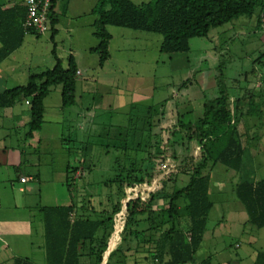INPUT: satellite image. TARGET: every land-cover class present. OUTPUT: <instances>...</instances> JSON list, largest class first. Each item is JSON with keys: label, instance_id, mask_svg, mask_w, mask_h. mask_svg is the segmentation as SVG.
I'll list each match as a JSON object with an SVG mask.
<instances>
[{"label": "rangeland", "instance_id": "374dc122", "mask_svg": "<svg viewBox=\"0 0 264 264\" xmlns=\"http://www.w3.org/2000/svg\"><path fill=\"white\" fill-rule=\"evenodd\" d=\"M0 1L6 4V0ZM131 1L137 5L153 0ZM95 3L96 0H57L56 33L53 40L50 39V32L39 36L27 35L20 49L13 55L14 58L0 64V77L5 81L6 87L24 85L30 74L51 69L55 65V57L66 67L71 56L81 69V74L76 78L75 104L65 111L64 120L49 133L54 135L57 132L58 136L62 134L69 149L65 158L71 166L82 164L83 148L86 146L89 169L84 170L81 179L75 177L66 182L65 178L64 186L58 187L61 182L51 180L53 167L57 179L62 169V157L55 150V156L48 155L42 160L43 183L38 188L41 192L28 202L29 206L37 202L40 206L49 203L46 192L54 183L57 184L56 194H63L77 207L92 206L97 211L109 209L117 200L118 183L114 178L121 174L138 176L137 170L145 166H132L131 163L138 162L147 152L154 151V148L163 146L165 136L161 129L166 120L162 113L181 106L183 102L196 109L202 100L204 103V100L216 97V82L213 87L203 88V74L209 72L206 80L208 84L211 83V77L214 76L215 80L218 74L222 75L230 96L237 94L239 83L241 87L255 89L260 72L264 73V68L253 64L254 59L264 52V26L257 28L256 10L250 19L241 16L230 23L211 28L206 37L191 38L187 53H160V34L107 26V31L112 36L110 59L105 61L104 68L101 69L98 67V54L89 52L98 44L92 26L94 16L90 12ZM245 76L247 82L244 81ZM59 103L60 85L51 86L46 109L52 108L55 112ZM20 105L26 119L28 106L23 101ZM90 106H95L97 115L93 126L88 128L83 119L75 115V111L85 110ZM146 122L150 127H146ZM260 135L262 138L259 144L256 145L252 140L244 143L246 165L243 166V172L249 180L264 179V132ZM156 136L158 137L155 138ZM179 136L174 140L166 135L169 145L167 141L168 158L164 162H170L172 169L178 168L182 156H186L188 150L189 153L192 152L191 144L181 142ZM254 146L261 151L258 166L251 164L248 158ZM130 169L133 170L132 173L129 172ZM226 170L221 164H216L209 170L208 190L213 206L206 225L209 230H206V235L193 255L194 262L198 264L205 260H209V264H231L230 260L232 264L233 261L237 264H253L256 255L264 251V227L256 228L249 223L243 205L237 198L236 203L240 204L241 212H230V191L227 187H235L236 184L234 181L230 182V174L234 171L230 170L231 173L226 174ZM81 174L80 170L79 175ZM170 176L172 179L167 182L166 188L170 187L171 191L185 186L189 177L180 171L170 173ZM108 181L111 182L110 185ZM65 184L71 187L68 189ZM0 203L4 207L2 198ZM33 212L32 215H35V211ZM220 220L223 223L213 229ZM142 226L139 222L137 226L131 225L129 228L140 230ZM7 246H10L8 250ZM10 252L23 258L32 257L35 264H46L43 253L30 248L28 239L8 237L6 245H0V261L2 258H13ZM120 256L119 253L115 254L109 264Z\"/></svg>", "mask_w": 264, "mask_h": 264}, {"label": "trees", "instance_id": "16d2710c", "mask_svg": "<svg viewBox=\"0 0 264 264\" xmlns=\"http://www.w3.org/2000/svg\"><path fill=\"white\" fill-rule=\"evenodd\" d=\"M54 3L55 0L50 11L51 40L56 33L57 23L53 12ZM255 10L256 26L263 27L264 0H153L137 5L131 0H96L91 13L94 16L92 26L98 44L90 52L98 54L99 66H102L109 58L111 35L107 26H115L160 34V53H187L191 38L206 37L211 28L220 27L241 16L250 19ZM24 16L25 8L21 1L10 7L0 1V62L19 48L26 37L22 27ZM52 52L54 54V50ZM253 64L264 68V52L254 59ZM76 71L71 56L66 67L55 57V65L51 69L30 74L24 85L5 89L0 93V107H10L20 99L27 101V135L31 136L32 132L42 126L44 99L51 86H61L62 107L74 104ZM215 82L216 97L206 99L199 110L186 108L181 113L177 111L176 120L168 132V136L174 140L180 135L181 142L193 144L192 152L189 153L188 150L186 160L180 168V171L189 176L186 185L168 193L165 208L155 214L150 210L153 195L143 201L137 197L126 202L122 227L124 234L127 231L137 233V229L131 230L129 226H137L141 217H145L148 229L160 233L149 264L154 258L163 264L194 263L193 255L202 241L212 208L208 196L209 170L216 164H221L237 173L241 171L244 149L237 126L238 108L235 104L231 106L223 76L218 74ZM145 125L150 127L148 122ZM167 144L169 145V140ZM86 149L85 146L81 165L68 164L66 182L74 179L77 170L84 172L89 169ZM154 149L146 153L145 158L149 159L150 164L147 169L139 168L138 176L121 174L114 178L118 183L117 200L109 209L97 211L92 206L77 207L73 202L68 206L40 208L46 264H80L83 256H92L95 264H104L102 254L108 247L109 237L114 231V218L121 211L127 189L140 183L149 185L157 174L156 164L168 158L167 148H162L161 145ZM129 172L132 173L133 170L130 169ZM108 182L110 185L111 182ZM66 187L69 189L71 185L66 184ZM234 194L243 205L249 223L256 228L264 227V179L253 181L241 178L235 185ZM260 261L261 258L258 257L254 264H261ZM12 264L33 262L27 258H15ZM199 264H209V260Z\"/></svg>", "mask_w": 264, "mask_h": 264}, {"label": "crops", "instance_id": "0c3cea01", "mask_svg": "<svg viewBox=\"0 0 264 264\" xmlns=\"http://www.w3.org/2000/svg\"><path fill=\"white\" fill-rule=\"evenodd\" d=\"M19 1L22 2V0ZM5 3L7 7H10L14 4L9 0H6ZM56 3L57 0H55L53 7L54 14ZM111 40L112 36L108 45V51L110 50ZM20 47L14 50L4 60H2L0 64L4 63L9 58L11 59V57L14 58L13 55L17 52L18 49H20ZM75 65L77 68L76 76H78L81 74V69L78 63L75 62ZM104 65L105 63L103 64V66L98 67H101V69H103ZM203 76L204 77L201 78L202 87H213L215 84V80L213 78L214 76L212 75L213 77H211V83L209 84L208 81L206 83V80L209 77V72L206 75L203 74ZM259 79L257 80L255 89L250 90L247 87H241V83H239L237 86V94L230 95V100L232 103L231 106L235 104L238 108L239 114L237 115V126L238 131L240 133L241 144L244 149L242 156L241 171L239 173L234 171L232 174H230L233 170H231V172H229V169L226 170V174L229 173L231 175L230 182L234 181L235 184L239 181V179L246 177L245 173L243 172L245 170L243 166L246 165V161L244 159L246 155V148L244 146V143L247 144V142L252 140V142H255L256 145L259 144L262 138L260 134L264 132V73L260 72ZM244 81L247 82L246 76L244 78ZM5 84L6 83L3 78L0 77V93H2L5 89L12 88L6 87ZM46 99L47 97L44 99L42 126L39 130L32 132L31 136L27 135V124L29 121V114L28 116H26L25 119V112L20 105L22 101L25 102L24 100H17L10 107H0V198H2L5 202L4 207H2L0 203V245L2 243H5L6 245L8 237H17V239H28V244L30 248H35L38 253H43L44 256L45 248L43 237V223L40 208L51 206H68L72 203V201L64 197L63 194H61L62 196L56 194L55 185L57 184L52 183L46 192L47 201L49 203H43L44 205L41 206L38 205L40 204L38 202L34 205H28L29 201L38 196L35 194H37L38 192L40 194L41 192L39 189L43 183L42 166H44V164H42V160L48 157V155L55 156V150L59 151L58 154L60 157H62V169L59 171L60 174L57 179V177L55 176L56 171L53 167L51 172V180L61 182L62 184H58V187L60 188L61 185L64 186V180L67 175L66 168L69 164L68 160H66L65 158V155H67L69 150L64 143L66 140L63 138L62 134L58 136L57 132H55L54 135H51L49 131L57 127V125L60 124L62 120H64L65 111L69 109L70 106L65 108L62 107L60 98V106L56 107V111L53 112L52 108H50V110L46 109ZM184 103L186 102H183L179 107H175L168 112H164L162 115L163 119L166 120L165 126H162L161 129L164 134L163 136H165V139L163 138L162 148H167L168 146L165 144L168 141L166 135H168L169 129L176 120L177 111L181 113L186 108H189L192 111L199 110L203 105V100L201 105H199V107L196 109H193L191 108V105H187ZM75 115L77 117L82 118L86 127L88 126V128H90V126L92 127L95 122L97 111L95 106H90L85 110L75 111ZM83 128V125H81V129ZM255 146L254 148H252V151L249 154L248 158L250 159L251 164L258 166L260 163L257 160L260 157L261 151ZM196 152L197 151L195 150L194 153L196 154ZM185 160V156H182L180 165H178V168L175 169L171 168L170 162H165L169 167V170L166 172L160 171L158 169V164H156L157 174L153 177L149 185L140 183L137 185H133L132 187L127 189V196L122 203L121 210L124 212L127 201L137 197H139V199L143 201L146 200V198L150 195H153V201L150 205V210H152L154 214L163 210L166 205V196L168 193L172 192L170 187L166 188L167 182L171 181L172 179L170 173L180 171V168L184 164ZM138 164L146 167H143L142 169H147L150 164V161L149 159H146L145 156H143L138 160V162L131 163L132 166ZM79 171L80 170L76 171L74 178L76 177L81 179L83 172L81 171L82 174L79 175ZM22 177L26 178L25 182L20 181V178ZM61 177L63 179H61ZM253 181L258 180L254 179ZM234 188V185H231L230 188L227 187V190L229 189L230 191L228 205L231 209V214L238 213L239 211L241 212L239 206L240 204L236 203ZM32 190H34V193H32ZM209 194L210 192L208 190V196ZM33 211H35V215H32V213H34ZM140 219H142L140 223H142L143 226L140 228V230L137 229V233H129V231H127V233L124 234V232L122 231L123 225L111 233L109 237L108 247L106 251L102 254L104 264H109L111 258L118 253L121 254V256L112 264H141L140 262L149 264L150 257L154 254L155 251L154 249L156 246V239L158 238L160 233L158 231H152L148 229L149 226L148 223L145 221V217H141ZM220 221L221 222L215 224L213 229H215L217 225L219 226V223H223L222 220ZM207 223L208 219L206 225ZM182 224L185 226L184 220H182ZM206 230H209L207 229V226L205 227L203 237L206 235ZM8 248H10V246H7V250ZM10 253H12L13 258H2L0 264H12L15 258H23L16 256L15 253L13 254V252ZM260 253L263 254L260 255ZM260 253L256 255V259L253 264L256 262L258 257L261 258V264H264V251H261ZM24 258L29 259L31 262H33V264H35L34 259L32 257ZM229 263L232 264V260H230ZM233 263L237 264L235 261H233ZM80 264H95V261L92 256H83L80 259Z\"/></svg>", "mask_w": 264, "mask_h": 264}, {"label": "built area", "instance_id": "2783aa9c", "mask_svg": "<svg viewBox=\"0 0 264 264\" xmlns=\"http://www.w3.org/2000/svg\"><path fill=\"white\" fill-rule=\"evenodd\" d=\"M25 8V16L23 18L22 27L25 36L41 35L51 31L50 11L53 0H22ZM28 104L27 101H25ZM158 169L166 172L169 170L168 165L164 161L158 163ZM21 182H25L26 178H20ZM124 223V212L121 210L114 218V230L120 228ZM150 264H163L157 258H154ZM184 264H195L187 262Z\"/></svg>", "mask_w": 264, "mask_h": 264}]
</instances>
